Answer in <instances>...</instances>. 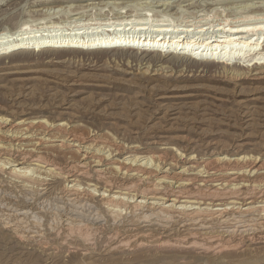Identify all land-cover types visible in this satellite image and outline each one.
Returning <instances> with one entry per match:
<instances>
[{
	"label": "rangeland",
	"instance_id": "rangeland-1",
	"mask_svg": "<svg viewBox=\"0 0 264 264\" xmlns=\"http://www.w3.org/2000/svg\"><path fill=\"white\" fill-rule=\"evenodd\" d=\"M40 1L44 0L4 2L3 6H0V28L5 26L13 28L28 18L51 15L54 9L45 11L48 7L57 6V9L61 5L71 4L68 2L42 4ZM105 1L125 2V0H92L91 2L103 4ZM126 1L134 3L133 14L145 12L143 9L148 3L160 5L165 2H170L169 9L172 8L170 12L174 13L187 9V12L199 11V14L202 9L207 11L208 8H215L219 9L222 17L227 14L233 18L254 8L264 11V0ZM174 5L176 7L173 9ZM43 6L46 7L44 11L39 13L32 11ZM100 7L101 5L84 12V15L90 18L108 14L109 17H116L119 14L114 6H107L103 10ZM159 7L153 8L163 10L165 5ZM67 13L68 10H62L57 16L61 15V19L66 18ZM54 15L56 14H52ZM111 48L99 50L42 48L41 51L29 48L10 52L11 54H0L2 55L0 56V115H6L15 122L31 117L37 120L46 118L50 122L61 120L66 124L69 123L66 128L82 134L88 140L84 144L92 145L91 152L102 147L105 151L115 148L114 152L116 150L115 154H117L115 157L162 154L166 161L163 163L166 166L164 169L169 168L168 171L171 173L181 171L185 166L191 170H188L189 173L196 174L195 166L200 163L189 162V156L192 154L195 155L194 161L199 162L224 154L231 156L249 153L264 156V78L250 74L244 78H234L223 70L220 64L210 61L171 56H162L158 59L154 56L145 58L140 53L137 54V51L142 52L143 49L142 51L118 49L117 46ZM43 135L50 139L37 147H40V153L45 157L55 158L64 163L69 158L76 160L80 155L74 147L61 149L57 146L65 133L55 129L36 131L33 138L23 140L22 147L33 148L36 146L33 143L38 142ZM2 136L0 132V138ZM115 145H120L122 149L118 150ZM176 148H180L185 153V156L177 157L180 158L178 165L171 159L175 158ZM177 155L180 156L178 153ZM14 157L18 160L21 158L18 152ZM92 160L94 159L89 161ZM110 176L115 187L124 183L121 178ZM7 177L6 173L0 174V205L2 206L0 213H18L14 218L19 222V226L29 225V230L19 227L21 233L28 235L29 241L21 240L19 238L21 234L4 229L3 223L0 222V264H264V242L250 244L251 242L246 240L247 237L236 236L233 239L237 242L243 239L240 248L215 255L204 253L201 249L189 246L194 241H205L202 236L187 235L182 224L178 225L181 226L180 232L163 237L165 240H178L177 246H158L157 243L161 238L153 235L139 237L144 245H139V242L134 240L129 246L122 245L111 250V244L114 242L109 236L112 230L109 217L107 218L110 221L104 226L105 229L95 234L96 243L92 246V253L83 255L81 248L87 245H80V249L69 247L63 241L64 233L59 234L55 229L58 228L52 220L55 216L45 209L43 211H46V214H41L45 213L42 211V205L39 204L41 201L26 199L18 183L13 184ZM60 180H51V184L48 185L49 195L63 185ZM15 190H18V193ZM26 210L31 211L22 215ZM35 215L43 216L42 220H44L41 221L43 225L35 220L31 221ZM132 218H127L126 223L130 222L129 219L134 220ZM25 220L26 224H24ZM36 233L44 234L42 238L45 243L39 242V244L33 242V238H29ZM123 234L125 233H121L119 239L124 237ZM217 239H211L214 245L217 244Z\"/></svg>",
	"mask_w": 264,
	"mask_h": 264
},
{
	"label": "bare ground",
	"instance_id": "bare-ground-1",
	"mask_svg": "<svg viewBox=\"0 0 264 264\" xmlns=\"http://www.w3.org/2000/svg\"><path fill=\"white\" fill-rule=\"evenodd\" d=\"M9 1L0 0V6ZM91 1H40L42 4H71L61 5L57 9V6L34 9L32 11L38 13L45 8V11L54 9L53 13L49 12L56 15L47 13L48 16L43 15L35 19L27 17V20L16 24V27L0 28V54L6 55L29 48L34 51H41L42 48L99 50L117 46L118 49H143L142 52L137 51V54L140 53L145 58L171 56L210 61L220 64L223 70L234 78H244L248 74L264 78V11L260 9H250L230 18L227 14L222 17L219 9L215 8H208L207 11L202 9V14H198L199 11L187 12V9L174 13L170 12V2H165L160 5L148 3L143 9L145 12L133 14L134 3L126 0L118 3L105 1L103 4ZM100 5L102 10L107 6H114L118 16L109 17L108 14L89 18L84 15V12ZM164 5L163 10L153 8H161ZM174 7L176 6L174 5L173 9ZM62 10H68V15L61 19V15L58 17L57 13ZM73 10L75 12L72 13ZM68 124L61 120L50 122L46 118L37 120L31 117L15 122L6 115H0V132L3 134L0 138V174L6 173L13 184L17 182L26 199L41 201L37 203L42 205V211L48 210L55 216L50 219L58 226L55 227L58 233H64L61 236L69 247L80 249V245H87L81 248V254L92 253V246L96 243L95 234L105 229L104 226L110 219L112 230L109 236L114 242L111 244V250L122 245L129 246L134 240H137L139 245H144L139 237L153 235L161 238L158 246H177L178 240H165L163 237L180 232L181 226L187 231V235H200L205 240L192 241L189 246L214 255L240 248L243 239L237 242L233 239L236 236L247 237L246 240L251 242L250 244L264 242V156L249 153L231 156L224 154L199 162L194 161L195 155L192 154L189 156V162L200 163L195 166L196 174L189 173L190 169L185 166L181 171L171 173L169 168L164 169L166 166L163 163L166 161L162 154L115 157V148L105 151L102 147L96 148V153L91 152L92 145L84 144L88 140L82 134L67 129ZM52 129L65 133L57 146L61 149L76 148L75 151L80 153L76 160L69 158L61 163L55 158L42 155L40 147L37 146L49 141L50 138L45 135L33 143L36 145L33 148L22 147L23 140L33 138L36 131ZM120 145H115L118 150L122 149ZM175 151V158L171 159L178 165L180 158L177 157L185 156V153L180 148ZM16 152L21 157L19 160L14 157ZM92 158L94 160L89 161ZM110 175L121 178L124 183L115 187ZM56 179H61L63 185L49 195L48 185L51 180ZM28 211H23L22 215ZM43 212L45 213L41 214H46V211ZM17 214L2 212L0 222L3 223L4 229L21 234V240H28V235L21 233L20 228L29 230V225L20 227L14 218ZM42 217L35 215L31 221L42 223ZM129 217L134 220L129 219L130 222L126 223L125 220ZM180 224L182 225L179 227ZM38 226L40 227V224ZM121 233L125 234L119 239ZM59 234L57 235L60 236ZM43 235L36 233L29 238H33V242L43 243ZM214 238H218L216 245L211 240Z\"/></svg>",
	"mask_w": 264,
	"mask_h": 264
}]
</instances>
